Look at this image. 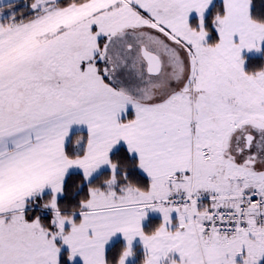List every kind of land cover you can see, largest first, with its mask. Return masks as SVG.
Returning a JSON list of instances; mask_svg holds the SVG:
<instances>
[{"label":"snow or ice","instance_id":"snow-or-ice-1","mask_svg":"<svg viewBox=\"0 0 264 264\" xmlns=\"http://www.w3.org/2000/svg\"><path fill=\"white\" fill-rule=\"evenodd\" d=\"M0 264H264V0H0Z\"/></svg>","mask_w":264,"mask_h":264}]
</instances>
